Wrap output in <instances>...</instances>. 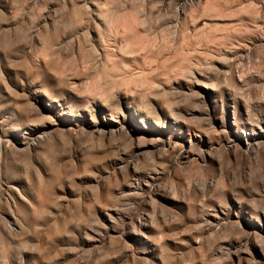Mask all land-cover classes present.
<instances>
[{"label":"rangeland","instance_id":"374dc122","mask_svg":"<svg viewBox=\"0 0 264 264\" xmlns=\"http://www.w3.org/2000/svg\"><path fill=\"white\" fill-rule=\"evenodd\" d=\"M0 264H264V0H0Z\"/></svg>","mask_w":264,"mask_h":264},{"label":"bare ground","instance_id":"6f19581e","mask_svg":"<svg viewBox=\"0 0 264 264\" xmlns=\"http://www.w3.org/2000/svg\"><path fill=\"white\" fill-rule=\"evenodd\" d=\"M92 87L95 88L94 94L98 93V91L100 90V86L96 85V82L92 83Z\"/></svg>","mask_w":264,"mask_h":264}]
</instances>
